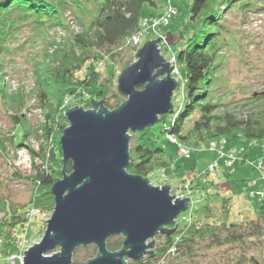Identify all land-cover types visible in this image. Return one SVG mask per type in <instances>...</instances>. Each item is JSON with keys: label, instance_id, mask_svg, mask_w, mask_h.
I'll return each mask as SVG.
<instances>
[{"label": "trees", "instance_id": "trees-1", "mask_svg": "<svg viewBox=\"0 0 264 264\" xmlns=\"http://www.w3.org/2000/svg\"><path fill=\"white\" fill-rule=\"evenodd\" d=\"M159 1L164 3L165 8L169 0ZM170 1L177 11L175 1ZM184 2L188 5L187 20L178 23L175 32L180 39L173 49L176 62H181L186 68V77L182 82L177 81L176 91H180V99L176 105L173 103V110L158 118L162 122L161 131L165 135L167 132L172 133L179 144L193 149L206 141L221 137L264 140V106L243 115L237 107L229 106L215 94L218 89L215 68L219 66L215 60L220 53L221 44L225 43L221 41L222 33L228 31L224 13L235 8L242 12L264 10V0ZM145 4L155 8L157 0H0V58L12 59L15 54H20L30 62L34 71L38 103L45 115L41 135L46 141L61 136L62 130L68 125L65 112L71 105H63L66 96L83 95L86 91L81 89L86 88L93 90L89 92V101L102 102L109 109H114L125 101L117 87L110 97L113 72L108 68L109 62L106 63L108 75L104 78L95 66L98 62L103 64L108 57L114 62L117 53L127 48V40L142 28L144 18L141 11ZM68 10L77 16L81 29L70 32L67 38L57 41L48 33L54 28H66L64 13ZM179 13L180 10L175 17ZM156 15L158 13L150 14L149 17ZM139 46H131L129 49L135 54ZM83 66L86 72L80 79L77 73ZM142 86L138 85L140 88ZM0 95L17 111L12 116L13 126L15 129L20 126L26 135L28 128L24 124L22 113H18L22 104L17 102L16 95L5 93L1 83ZM260 97L257 93L251 99L257 100ZM87 107H92V104L89 103ZM192 114L195 115L193 121L185 128ZM129 143L128 172L150 180L152 171L162 170L173 164V156L157 141L153 126L131 132ZM8 144L17 146L19 143L15 142L14 136L0 139V148H5ZM40 147V152L35 154L46 159L49 170L39 171L32 178L34 186L28 203L17 207L0 198V251L4 254L22 250L24 237L21 232H25L29 220L33 219L27 216L28 209L36 207L51 212L54 207L50 187L56 178L61 177V146L59 145V157L54 155V151L45 152L46 147L42 144ZM65 168L68 173L72 171L71 161L66 163ZM223 172L227 177L232 175L230 169ZM194 182L195 186L204 189V202L190 211V220L182 224L178 222L172 234L160 235L161 241L155 243L153 255H145L127 263L160 264L168 258L178 256V259L187 264H199L200 260H196L198 255L206 256L209 249L231 246L235 249V254H224L227 250L222 249L223 255L220 257L225 261L219 264H264L263 257L249 252L258 242L264 244V205L255 213L257 216L232 221L229 219L230 196L226 197L220 192L222 186L218 182H212V179H207V188L197 178ZM122 239V234L110 236L106 240L107 248L120 249ZM171 245L176 246L177 252L167 255L166 250ZM78 248H82L88 258L97 253L94 244L80 245L72 253V264L85 260L75 254Z\"/></svg>", "mask_w": 264, "mask_h": 264}, {"label": "rangeland", "instance_id": "rangeland-1", "mask_svg": "<svg viewBox=\"0 0 264 264\" xmlns=\"http://www.w3.org/2000/svg\"><path fill=\"white\" fill-rule=\"evenodd\" d=\"M175 5L180 10L177 17L173 15L167 20L166 25H159L156 31L150 30L146 33L145 37H142L139 42V47L148 39H155L162 34L164 39L160 38V50L161 54L167 61H171V57L174 54V49L178 45L179 39L177 38L176 29L179 21L187 20V8L188 5L184 0H174ZM164 9V3L157 0L156 7H151L145 4L142 9V17L145 20L149 18L150 14L161 13ZM225 25L227 32H223L222 40L225 43L221 44L220 53L215 60L217 66L215 68V74L217 75L215 91L216 96L221 101H225L229 106L237 107V110L241 111L243 115H247L252 110H257L264 106V10L259 11H240L237 8L232 11L224 13ZM155 18V17H154ZM64 20L66 28L58 27L49 32V36L54 37L57 41L68 37L70 32H78L81 29V25L78 23L77 16L71 12L66 11L64 13ZM142 21V24H143ZM161 28L163 31H161ZM169 34V40L176 43V45L167 44L165 38ZM164 40V41H162ZM162 41V42H161ZM127 48L124 51L117 53L114 62L108 57L102 62H98L95 66L96 70L101 73L102 78L108 75V68L113 72L112 78V91L117 87L118 75L121 73L125 66L136 61L133 50L129 47L133 46L126 44ZM138 47V48H139ZM173 53V54H172ZM0 83L5 93L16 95L17 102L22 104L19 106L18 113H22L24 117V124L28 128V133L23 134V129L18 126L16 129L13 126L12 116L17 111L8 104L7 99L0 95V139L15 137V142L19 143L17 146L11 144L6 145L5 148H0V198L6 199L8 203H12L14 206L22 207L28 203L31 195L32 188L34 186L32 179L39 171H47V161L45 158H41L35 154L40 152L41 144L46 147L45 152L54 151L55 156L59 157V137H53L47 140L41 135L43 129L41 124L45 120L43 109L38 103V97L36 93V82L34 81V71L28 60L24 55L15 54L10 58H0ZM177 72H172L171 75L176 78L177 81H183L185 79L186 68L181 62H176ZM85 66L81 68V71L77 73V76L81 79L85 74ZM181 86V85H180ZM181 88V87H180ZM83 95L72 94L66 96L63 105H80L85 109L91 103L89 90L86 88L81 89ZM80 90V91H81ZM176 91V89H175ZM172 95V102L174 105L180 99V91H176ZM260 94L261 97L257 100H252L251 97L256 96L253 94ZM16 105V106H17ZM195 115L192 114L185 124V128L191 125ZM162 122L157 121L153 125V130L157 133V141L160 145H163L168 153L173 156L172 165L161 170H154L151 172L149 182L152 185L163 186V184L171 183L173 188L175 185L184 180V178H190L193 174L197 173L202 175L199 180L207 188V179H212V182L219 183L222 186L220 192L226 197L230 196V220L240 221L245 218H251L257 216L261 205H264V199H259L257 196L252 195L250 189L257 190L260 188V181L264 179V169L256 170L253 168L252 163L262 158L264 163V140L253 141L250 139H235L228 137V143L225 150H236L235 153H239L240 157L244 159L235 162L232 166L226 167L224 161L219 160L222 164L221 168L216 169L213 172H205L210 162H213L218 157V152L209 150L208 141L204 142L199 148H185L179 145V141H171L167 139L164 132L161 131ZM13 131V133H12ZM24 135V136H22ZM188 152V155L186 152ZM62 158V157H61ZM52 165V164H51ZM230 169L232 175L227 177L223 171ZM162 174L165 176L162 177ZM162 177V179H161ZM197 178V176L195 177ZM198 179V178H197ZM255 180L256 184L253 185L252 181ZM248 186V187H245ZM170 185L169 194L173 195ZM196 197V196H195ZM183 199V198H180ZM261 201V202H260ZM204 202V199L195 201L193 208L197 204ZM46 212L44 217H33L29 220V225L26 227L25 232H21V236L26 238L27 241L24 244L25 249L32 246V243L39 242L43 237V233L46 228V219L52 214L47 210H41ZM191 209L187 208L181 212L176 218V223L182 224L188 222L190 219L188 214ZM171 225V226H170ZM168 225L169 228H173L174 225ZM160 235H155V243L161 241ZM253 245V244H252ZM227 251L224 254L233 256L235 249L230 247H220L209 249L206 252V256L198 255L196 260L199 264H219L221 261H225L220 257L223 255V250ZM59 250V247L55 249V252ZM251 254L256 253L258 256L264 258V244L260 241L256 246H252L249 250ZM204 253V252H203ZM79 258H85L81 260L79 264H84L89 258L82 248H78L75 253ZM239 255V254H238ZM178 257V256H177ZM168 258L164 263L160 264H187L178 258ZM73 258V257H72ZM91 258V257H90ZM131 260H127L129 262ZM192 263L194 261H191ZM132 264V263H127ZM135 264V263H133Z\"/></svg>", "mask_w": 264, "mask_h": 264}, {"label": "water", "instance_id": "water-1", "mask_svg": "<svg viewBox=\"0 0 264 264\" xmlns=\"http://www.w3.org/2000/svg\"><path fill=\"white\" fill-rule=\"evenodd\" d=\"M169 34L174 35L167 33L165 42L176 45ZM160 40H146L135 52L136 61L118 75L124 102L109 109L91 100L92 108L73 105L65 112L68 125L59 138L61 177L50 187L52 214L43 237L24 250L20 264H72L73 251L89 244L97 253L84 264H127L154 254L156 234L175 231L188 197L170 195V185H151L148 178L126 170L131 132L153 126L173 110L177 80L161 54ZM121 234V248L109 250L106 240Z\"/></svg>", "mask_w": 264, "mask_h": 264}, {"label": "built area", "instance_id": "built-area-1", "mask_svg": "<svg viewBox=\"0 0 264 264\" xmlns=\"http://www.w3.org/2000/svg\"><path fill=\"white\" fill-rule=\"evenodd\" d=\"M176 9L173 6V4L171 3V1L169 0L168 3L166 4V7L164 8L163 12L161 14H158L154 17H149V18H145V20L143 21V25L142 28L137 31L136 33H134L135 35H133L131 38H129L127 40V44L133 45V46H137L139 45V42L141 41L140 39L142 37L146 36V33H148V28L150 30L156 31V28L159 27V25L163 24L166 25L167 24V20L170 19L173 15L176 14ZM165 36H163L162 34L160 35V38L164 39ZM164 41V40H162ZM161 41V42H162ZM173 54V53H172ZM174 60H175V54L172 55L171 57V61H169L170 65H171V73L172 72H177L176 69V65H174ZM173 121V119H171ZM170 126V125H169ZM166 137L169 140H173L176 141L175 136L172 133L167 132L166 133ZM228 143V139L221 137V138H217L215 140L211 139L210 141H208V147L209 150L211 151H217L218 152V157L216 158L215 161L210 162L207 166V169L205 172H213L216 169L221 168L222 164L220 163L219 160L224 161V165L227 167L232 166L235 162L242 160V162H244V159H242L239 155V153H235L236 150H225L226 144ZM181 145V144H179ZM182 147L184 145H181ZM185 148L188 149V147L184 146ZM199 148V147H198ZM186 154L188 155V152L185 151ZM253 168H255L256 170L260 171L264 169V163L262 158H260V160L255 161L252 163ZM163 170V169H162ZM161 170V171H162ZM165 176V174H162V177ZM199 179H202L200 174L195 173V175L193 174L192 177L190 178H184V180H181L180 182H178L175 187L173 188V185L171 183H169V185L172 186L171 191L173 192V195L177 198H187V206L188 208H190L192 210V207L195 203V201L201 198H203L204 196V189H202L201 186H195V180L196 177ZM161 177V179H162ZM264 177V176H263ZM253 185L256 184L255 180L252 181ZM260 188L257 190H252L250 189V192L252 195L257 196L260 200L264 199V179L262 181H260ZM248 187V186H245ZM196 196V197H195ZM27 216L29 218H33V216L39 215L41 217L46 216V212H43L41 210H39L36 207L30 208L28 209V211L26 212ZM27 239L23 238L22 240V250L20 252L17 253H13V254H4L3 252L0 251V264H17V263H22L23 261V252L25 250V246L24 244L26 243ZM167 255H173L176 254L177 250H176V246L175 245H171L167 250ZM166 255V256H167ZM166 257H162V259H164Z\"/></svg>", "mask_w": 264, "mask_h": 264}]
</instances>
